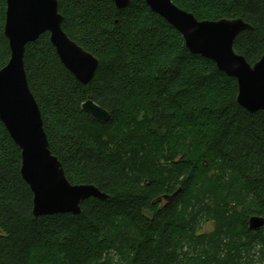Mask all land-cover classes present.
<instances>
[{
    "label": "trees",
    "instance_id": "trees-1",
    "mask_svg": "<svg viewBox=\"0 0 264 264\" xmlns=\"http://www.w3.org/2000/svg\"><path fill=\"white\" fill-rule=\"evenodd\" d=\"M57 1L97 70L81 85L45 33L25 48L28 86L67 180L107 198L34 219L21 151L0 122V264H264V226L249 228L264 219V110L242 108L236 80L144 0ZM172 1L200 21L242 19L252 29L234 51L250 65L264 55V0ZM5 18L0 0V70ZM88 98L108 121L82 109Z\"/></svg>",
    "mask_w": 264,
    "mask_h": 264
},
{
    "label": "water",
    "instance_id": "water-1",
    "mask_svg": "<svg viewBox=\"0 0 264 264\" xmlns=\"http://www.w3.org/2000/svg\"><path fill=\"white\" fill-rule=\"evenodd\" d=\"M124 9L130 0H112ZM150 10L174 27L193 54L212 61L217 69L236 80L237 102L253 114L264 110V55L250 65L233 49L236 37L251 26L242 19L197 20L172 0H144ZM63 17L57 0H6L4 35L10 59L0 70V122L21 151V176L33 195L34 219L58 214L77 215L89 198L106 199L94 185H72L59 160L51 153L39 106L32 95L24 69V53L29 43L48 33L51 45L71 75L88 85L98 60L72 41L62 29ZM82 109L98 122L109 120V113L90 98ZM171 200L172 197H164ZM264 226V219L252 217V231Z\"/></svg>",
    "mask_w": 264,
    "mask_h": 264
},
{
    "label": "rangeland",
    "instance_id": "rangeland-1",
    "mask_svg": "<svg viewBox=\"0 0 264 264\" xmlns=\"http://www.w3.org/2000/svg\"><path fill=\"white\" fill-rule=\"evenodd\" d=\"M209 229H210V227H208V226L204 227V230H206V231L209 230Z\"/></svg>",
    "mask_w": 264,
    "mask_h": 264
},
{
    "label": "clouds",
    "instance_id": "clouds-1",
    "mask_svg": "<svg viewBox=\"0 0 264 264\" xmlns=\"http://www.w3.org/2000/svg\"><path fill=\"white\" fill-rule=\"evenodd\" d=\"M114 259H115V257H114Z\"/></svg>",
    "mask_w": 264,
    "mask_h": 264
},
{
    "label": "bare ground",
    "instance_id": "bare-ground-1",
    "mask_svg": "<svg viewBox=\"0 0 264 264\" xmlns=\"http://www.w3.org/2000/svg\"><path fill=\"white\" fill-rule=\"evenodd\" d=\"M43 35V34H42Z\"/></svg>",
    "mask_w": 264,
    "mask_h": 264
}]
</instances>
